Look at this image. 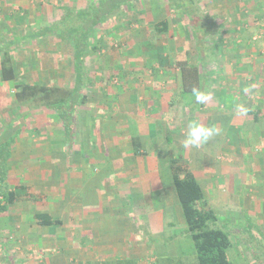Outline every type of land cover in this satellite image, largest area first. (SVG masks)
I'll use <instances>...</instances> for the list:
<instances>
[{"label":"crops","instance_id":"obj_1","mask_svg":"<svg viewBox=\"0 0 264 264\" xmlns=\"http://www.w3.org/2000/svg\"><path fill=\"white\" fill-rule=\"evenodd\" d=\"M66 1L61 5L64 8L81 7L71 6L75 0ZM33 2L0 0V11H34ZM90 5L96 11L99 0H91ZM187 11L195 22L193 30L198 31L194 39L186 27L177 24L174 55L146 51L143 66L129 67L125 62L130 54H118L116 63H110L101 77L92 68H82V82L72 94L69 134L53 109L44 112L43 127L34 124L27 134H21L26 138L23 148L29 149L21 160L20 142H14L18 132H7L4 142L13 143L7 163L8 182L11 187H29L38 199L22 197L9 206L7 214L0 215V264H88L99 262L95 252L101 251L110 252L113 258L100 262L136 259L137 250L140 252L146 243L141 237L147 228L151 234L162 231L157 228L163 227L158 222L166 218L164 203H178L169 185L159 191V207L152 199L153 171L173 154L186 159L212 208L217 196L223 208H235L219 214L214 207L219 218L235 215L234 222L238 223L240 217L235 211L243 203L251 217L264 224V38H257L264 31V0H209L202 14L192 15L197 13L193 8ZM1 21L0 41L5 31L15 34V28L23 25L14 16L10 27ZM209 28H215L212 34ZM38 31L23 37H30L31 43L41 39L50 42V36L61 42L68 40L53 34L33 37ZM198 33L200 40L196 39ZM17 39L14 35L12 43ZM52 49L43 48L48 55L49 51L59 55ZM183 63L198 66V89L211 93L205 105L197 104L192 91L184 89ZM74 73V81L58 86L72 91L77 86L75 67ZM53 74L48 67L45 75ZM240 103L250 108L246 116L236 112ZM193 120L220 131L200 148L185 149L182 142ZM250 145L255 148L252 152L247 149ZM227 153L235 158L217 160ZM96 165L107 174L100 175ZM218 185L227 186L229 192H220ZM249 190L253 195L244 197ZM125 202L129 209H121ZM37 213H49L60 222L38 224ZM137 219L145 220V228ZM179 245L175 239V256L181 252ZM134 247L135 254L131 252Z\"/></svg>","mask_w":264,"mask_h":264},{"label":"rangeland","instance_id":"obj_2","mask_svg":"<svg viewBox=\"0 0 264 264\" xmlns=\"http://www.w3.org/2000/svg\"><path fill=\"white\" fill-rule=\"evenodd\" d=\"M85 1L87 2V0H75L73 5L70 3L73 7H81L70 12L67 16L65 14L66 10L64 6H61L68 3L66 0H34V4L31 6L34 11H0V18L2 19L1 24L4 23V26L10 27L11 22L13 24V16L16 19H19L23 24L20 27L15 28V34H6L5 31L3 36L4 39L0 41V44L3 43L2 47H8L7 51L11 53L12 59L18 70V80L10 83H0V135H2L0 137V143L3 144L6 140L8 136L7 132L12 133L17 131L19 136L14 142H20L19 148L20 154L22 155H20L21 160L24 158L23 155L25 153L28 155L29 151L28 148H23L24 145L22 142L25 141L26 138H22V135L27 134V132L33 128L34 124H38L40 127H43L45 125V113L52 111V109L49 107L47 108L44 105H38L37 102H30L29 105L19 104L16 98H14L16 84L18 82H26L31 84L55 83L58 85L60 82H72L75 77V49L69 40L61 42L60 39L50 36L49 38L51 40L48 38L50 42L46 39H41L40 42L37 41L35 43H31L30 37L24 38V35L29 32L43 30L45 28V24L47 25L51 21H59L63 19V17V22L65 21L64 24L70 26L72 21H68V19L70 20V18H73L75 23H79V15L86 18L89 11L92 14L94 13L99 21L95 26L93 36H91L88 40L89 44L86 46L87 51L85 52L86 58L84 63L85 66L93 69V73L101 77L105 68H107L110 63H116L115 56L118 54H130V58L125 62L126 66L129 67L143 66L142 64L145 62V59H143L142 56L146 51L165 52L166 56L174 55L175 51H177L175 47L176 27H178V25H182L184 28L186 27L189 36L192 38H194V32L197 33L198 31V29L193 30L192 28V25H194L195 22L190 20L193 18L191 17V12L189 13L184 10L189 9L191 11V8H193V10L196 9L197 13L195 14L193 11L192 15L198 16L203 13L202 9H204L205 2H209V0H134L130 3V5H128L129 7L126 10L120 8L112 13H109L106 19H103L102 15L104 13V9L108 8L109 5H104L103 10L98 7L96 12V7L92 10L93 7L91 5L87 6L90 4L91 0H89V3H85ZM183 1L188 3L187 6L189 5L188 8L185 7L184 10L178 6V3ZM10 7H12V5ZM27 14L30 16L29 18L25 17ZM32 16L35 17L33 18ZM175 19H179L180 21L177 22ZM161 21H165L167 23V28L159 31L156 29V25H158ZM85 25L90 26V19L87 20ZM209 29L211 30V34L215 30V28ZM262 33L263 34L259 33L257 36L263 35L262 38H264V31ZM208 34L210 33L207 32L206 35ZM14 35L19 39H17V42L14 44L12 43V45L9 46L8 43L12 42L11 39L14 38ZM261 36L257 38H260ZM197 38L200 40V33L197 34L196 39ZM100 40L101 43L99 42ZM94 44H98L96 45L98 46V49L94 50L92 48V45ZM47 47L53 48L52 50H56L59 55H55L50 51L48 55L46 52L47 50H43V48ZM2 55L3 53L0 52V60ZM173 62H175L174 57ZM173 65H175V63H173ZM48 67L49 70L54 72L52 76L45 75ZM94 79L95 77L93 76V80ZM11 147H13V143H11L9 148L10 157ZM247 149L249 152L255 150L252 145H250L249 148L247 147ZM173 155L177 157L176 154ZM170 156L171 155H168V157L166 156L163 160H161V165L158 169H156V171H153L152 174L153 183L151 189L154 191L152 199L156 203L155 206L158 207L162 204V198L159 196V191H161L160 189L163 185L171 186L170 191L173 193L174 200L175 195H177L175 186L171 179ZM228 158L234 159L235 155H232L231 153H227V155L221 154L217 160H224ZM183 159L186 161L185 158ZM99 167H101V165H96V168H98L97 172L100 175L103 173L107 174V171ZM217 190L222 193L229 192L228 187L224 185H218ZM234 190L236 189L234 188L233 191ZM245 192L244 197H246V194L248 197L253 195V192L250 190L249 193ZM218 197L219 196H217L215 202H213V208L215 207L219 214L220 212H226V210H228V212H230V210H235V208L230 207L228 209L223 208L225 205L220 203ZM177 202L178 203L174 201L173 204L170 203V206H167L164 203L163 209L166 218L161 220V222L157 221L158 226H163L161 229L158 226V228L156 227L158 230L162 231H158L156 234H151V231H148L150 230L148 227L147 232L141 237L146 243L141 245L140 252L137 250L138 256L135 257L136 259H127L136 260L138 264H157L160 262V259H162L163 262H161V264H168L166 256H175L176 239L179 240V246L181 249L178 256L182 257L181 254H185L191 256L192 260L193 258L196 260L194 241L188 232L182 207L179 201ZM144 205L142 204V206ZM247 205L250 206L248 203ZM105 206L107 209L108 207L111 208L110 206ZM147 206V213L150 216L152 214L149 209L150 204H147ZM237 206H235L238 208L235 212L240 217V220L238 218V223L234 222L236 216L233 215L229 217H220V221H218L214 226L221 227L226 231H229L233 242V247L229 250V257L235 264H264V234H261L264 233V224L261 225L262 223L260 224L258 219H255L254 217L252 218L250 209L243 203H239ZM125 207H127V209L130 208L128 202L123 203V207L121 209H124ZM159 215H161V213H159ZM138 219L141 218L139 217ZM138 219L136 220L137 223L140 224L142 229L145 228V220L140 221ZM257 224L261 225V227H258ZM153 236L158 239L154 241V239H152ZM132 241H135V239ZM132 244L135 246L134 243ZM135 249L136 248L134 247V250L131 251L134 254L136 253ZM109 253L110 252L101 251L95 252V255L97 254V257L100 256V262L103 259L109 260L111 257L113 258V255H109ZM160 255H163L164 257L159 258L158 260L157 257ZM94 263L97 262L90 261L88 264Z\"/></svg>","mask_w":264,"mask_h":264},{"label":"trees","instance_id":"obj_3","mask_svg":"<svg viewBox=\"0 0 264 264\" xmlns=\"http://www.w3.org/2000/svg\"><path fill=\"white\" fill-rule=\"evenodd\" d=\"M134 0H99L100 8L103 10L104 5H109L104 9L102 18L106 19L109 13H112L120 8L127 9L130 3ZM186 2L178 3L180 8L187 7ZM66 16L70 12L75 11L73 8H65ZM187 11V10H184ZM97 12V11H96ZM119 12V11H118ZM121 13V12H119ZM96 14V13H95ZM124 14V13H122ZM64 19V17H63ZM63 19L54 22L51 26L39 30L32 34L33 37H40L48 34L56 35L59 38L68 39L75 49L74 67L77 72V86L71 91L62 88L58 85L47 86L46 84H31L26 82H18L14 93V98L19 104L29 105L30 102H37L38 105H44L53 109L61 118L65 132L69 134L72 125V94L79 89L82 82L81 70L85 66V52L87 51L88 40L95 32V26L99 19L90 11L86 18L78 17L79 23H75L73 18L68 19L72 21L70 26L65 25ZM90 19V26H86L87 20ZM70 27V29H69ZM167 28L165 21L159 22L156 29L161 31ZM101 43V40L99 41ZM3 45V44H2ZM9 46L12 42L8 43ZM98 44L92 45V48L98 49ZM8 47H1L3 53L0 60V83H10L18 80V70L14 63L11 53L7 51ZM181 76L186 91H192L193 88H198L200 84V74L197 65L181 64ZM11 142L0 144V215L8 213L9 206L22 197L38 199L36 194H33L29 187L24 185H16L11 187L8 182V159L10 157L9 148ZM171 179L175 186L178 201L182 207L183 215L186 221L188 232L194 241L196 260L191 256L181 254L180 256L167 255L166 261L168 264H235L229 257V250L233 247V242L229 231L224 228L216 227L214 225L220 221L219 216L215 210L209 205L203 188L199 183L196 175L189 170L186 161L182 156L170 157ZM25 190L22 193L19 190ZM35 220L38 224H53L60 222L59 219H53L49 213H37ZM221 223V222H220ZM152 236V235H151ZM154 241L158 238L152 237ZM163 255L157 257L163 258ZM193 261V262H192ZM162 259L157 264H161ZM94 264H138L136 260L126 259L115 263L110 261L97 262Z\"/></svg>","mask_w":264,"mask_h":264},{"label":"clouds","instance_id":"obj_4","mask_svg":"<svg viewBox=\"0 0 264 264\" xmlns=\"http://www.w3.org/2000/svg\"><path fill=\"white\" fill-rule=\"evenodd\" d=\"M249 89L246 88L247 92ZM192 94L197 104L205 105L211 99V93L202 91L198 88L192 89ZM250 111V108L243 103L237 104L236 112L240 116H246ZM219 129L215 127L205 126L198 121H190L187 125V129L183 139V147L185 149L200 148L203 143L219 134Z\"/></svg>","mask_w":264,"mask_h":264},{"label":"built area","instance_id":"obj_5","mask_svg":"<svg viewBox=\"0 0 264 264\" xmlns=\"http://www.w3.org/2000/svg\"><path fill=\"white\" fill-rule=\"evenodd\" d=\"M259 36H261V35H259ZM259 36H257V37H259Z\"/></svg>","mask_w":264,"mask_h":264}]
</instances>
